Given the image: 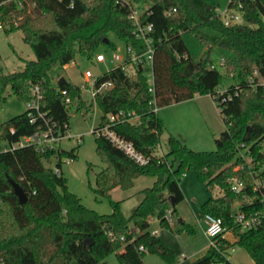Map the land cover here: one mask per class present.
<instances>
[{
    "label": "trees",
    "instance_id": "16d2710c",
    "mask_svg": "<svg viewBox=\"0 0 264 264\" xmlns=\"http://www.w3.org/2000/svg\"><path fill=\"white\" fill-rule=\"evenodd\" d=\"M4 1L0 0V11L9 15V8L2 5ZM35 1L37 14L24 15L8 31L21 29L36 59L25 61L23 69L11 73L0 66V112L6 106L9 87L27 103L34 97L32 88L38 86L42 109L48 112L55 130L64 134L70 126L62 90L79 107L85 106V100L79 85L60 80L59 87L53 85L49 73L52 66L69 64L77 54L92 59L102 45L116 48L112 34L125 43L136 44L130 30L129 3H150L148 20L154 25L156 46L155 93L149 91L142 68L131 78L122 67H117L105 72L98 81L114 80L115 86L97 96L105 115L134 111L141 116L140 124L118 122L114 129L149 161L141 164L107 137L96 136V151L107 166L97 174L94 191L109 198L112 206L110 213H99L69 190L68 179L61 171L62 158L75 159L76 148L42 153L36 145L13 147L42 123V120L31 122L29 108L0 122V144L4 143L0 145V255L7 264H101L112 252H116L120 264H145L148 253L158 254L174 264L177 256L165 240L152 233L151 219L158 220L162 227L175 229L183 237L198 234L195 226L181 218L177 210V204L185 197L180 180L186 169L195 170L208 187L222 189V195L210 197L202 204V211L222 218L236 235L234 241L221 239L218 249L207 248L192 264H233L226 254L236 245L245 248L255 264H264V224L242 230L235 223L232 209L236 198L247 213L263 209L260 191L254 189V177L264 181V85H253L249 79L255 70L264 76V0H241L239 9L246 23L231 25L224 23L215 7L208 8L205 0ZM11 5L16 7L14 3ZM237 5L229 3V7ZM202 27L219 32L222 39L218 45L235 54V61L226 62L225 68L239 81L222 95H217V87L223 73L212 68L214 47L200 37L209 45L194 58L183 38L184 33L194 34ZM196 94L212 95L222 114L225 129L215 139L216 149L197 151L170 135L168 152L155 155L166 127L153 111L154 98L161 108ZM92 107L93 102H89L87 108ZM240 150L251 154L253 164L240 155ZM55 154L58 171L44 164L45 158ZM8 176L27 192L25 204L20 203ZM139 176H153L155 181L141 190L143 198L127 217L121 201L112 199L110 191L115 187H133ZM232 177L244 182L239 193L231 188ZM245 197L253 198V202L246 204ZM168 211L172 213L173 225L167 220ZM85 239L92 241L90 246L84 243Z\"/></svg>",
    "mask_w": 264,
    "mask_h": 264
},
{
    "label": "rangeland",
    "instance_id": "374dc122",
    "mask_svg": "<svg viewBox=\"0 0 264 264\" xmlns=\"http://www.w3.org/2000/svg\"><path fill=\"white\" fill-rule=\"evenodd\" d=\"M205 1L209 6L217 9L223 20L228 18L225 12L229 0ZM13 3L16 7L10 6L9 15H5L4 12L0 11V19L3 23V26L0 27V66L3 67L6 73L19 71L24 68L25 61L36 59L32 46L23 39V31L21 29L8 30L12 26H17L24 15L35 16L37 10L31 3L24 4V8H20L16 1ZM146 4L150 5V3ZM19 12L21 13L19 14ZM235 14L237 15V19L234 20L236 23H246L240 12L235 11ZM110 37L117 48L113 49L102 45L98 50L105 51L107 55H110L113 50L121 55L125 54L126 47L124 42L113 34ZM200 37L207 39L214 47L212 54L215 59L214 63L218 65V61L222 57L225 58L226 62L235 61L234 52L223 49L218 45L220 39H222L221 34L209 27H202L194 34L190 32L183 34L189 52L194 58H198L206 51L209 45L206 41L201 40ZM92 59L77 54L74 63H70L67 67L59 63L54 64L49 72L53 85L59 87L61 77H64L68 82L81 85L85 80L83 73L86 70H91L96 75L104 73L106 67ZM111 66L112 64L108 62V67ZM218 69L223 73V80L217 87V91H225L230 85L239 81V77L236 78L235 74L232 75V73L226 72L225 67H218ZM82 94L85 106L79 107L78 102H74L68 107L70 128L60 142L61 149L71 150L76 148L77 157L75 159L63 157L61 171L68 179L69 190L77 194L85 206L99 213H110L112 206L109 198L98 196L94 191L97 174L107 166L106 162L100 158L96 151V135L92 132L93 127L101 119L102 110L99 105H94L91 109H88L90 94L87 91L82 92ZM6 97V106L0 112V122H5L27 110V103L21 101L10 87L6 91ZM204 100L203 103L208 104L209 107L206 117L202 115L195 101L185 100L160 108V115H164L166 118V129L161 135L160 150L164 153L168 152L167 142L170 135L180 138L188 147L197 151H212L216 149V136L209 129L210 122L213 125L216 123L218 127L222 128H225V124L220 114L215 109H211V101L209 99ZM0 145H4V143L2 142ZM57 162L58 157L56 154L44 159V164L54 169L57 167ZM154 179L155 177L153 176H139L135 180L134 186L129 189L113 188L110 191V197L121 201L122 210L128 217L136 207L139 199H141L140 197H142L141 190L152 186ZM180 187L185 197L177 204V210L181 218L195 226L198 234L194 237H183L175 229L162 227L157 220L153 221L154 218L151 223V230L158 229L157 235L165 240L174 251L177 256L174 264H192V261L202 256L208 248V240L198 223L199 217L203 215L202 204L210 197L222 195L223 191L218 186L208 187L193 169L185 170L180 180ZM240 203V199H234L232 203L233 211L238 210ZM170 223L173 225V221ZM227 236L231 240H235V236L231 234H227ZM229 253V259L233 264H255V261L243 247L236 245L233 251L230 248ZM182 254H185L186 257L180 259ZM144 262L145 264H169L158 254L151 253L145 256ZM101 264H120L116 252L107 255Z\"/></svg>",
    "mask_w": 264,
    "mask_h": 264
},
{
    "label": "built area",
    "instance_id": "2783aa9c",
    "mask_svg": "<svg viewBox=\"0 0 264 264\" xmlns=\"http://www.w3.org/2000/svg\"><path fill=\"white\" fill-rule=\"evenodd\" d=\"M14 1L17 2V5L20 8H24V4L31 3L33 6H36L35 0H6L2 3L5 7H8L10 10L11 3ZM237 3L236 7H229V3ZM225 15H228V18L224 20L226 25H231L236 23L234 20L237 19V15L235 11L240 12V7L242 6L241 0H229ZM129 14L128 18L131 22V33L136 39V44L132 43H125V54L121 55L113 50L110 55H107L105 51H97L92 60H95L98 63L103 64L106 68L105 72H109L112 69L117 67H122L124 72L131 78L136 77L138 70L140 68L143 69L145 76L149 82V91L153 94L155 93V75H154V60H155V53H156V46L154 44L153 38V31L154 25L152 22L148 20V15L150 14L149 7L150 5L146 3L142 4H130L129 3ZM217 10V9H216ZM235 10V11H234ZM234 11V12H233ZM4 12V11H2ZM229 12V13H228ZM10 13V12H9ZM221 15V14H220ZM242 15V14H241ZM222 17V16H221ZM3 26L2 20L0 19V27ZM117 48V47H116ZM113 48V49H116ZM108 62L112 64L111 67H108ZM71 63H74L71 62ZM226 60L222 57L218 61V65L216 63L212 64V68L218 67H225ZM68 64L64 65L67 67ZM104 72V73H105ZM96 75L91 70H86L83 73L84 82L79 85L82 92L87 91L90 94V102H93L94 105H98L97 103V96L106 92L107 90L111 89L115 86L114 80H107L98 82L99 78L104 74ZM233 75V72H231ZM257 77V81L255 80ZM249 81L253 85H264V76H261L257 70L254 71V75L250 77ZM226 91V90H225ZM225 91H217V95H222ZM33 98L29 102H27V108L31 109V122H37L38 120H42V123L39 124V129L36 130L33 134L23 137L18 143H15L13 147L22 146V145H36L39 152L46 153L49 150L58 151L60 149V142L66 136L65 133H61L58 130H55V124L51 123V118L48 117V112L42 109V95L40 93V89L38 86H34L32 88ZM62 94L65 96L63 97L64 104L69 107L74 101L66 95V90H62ZM213 97V96H212ZM214 99V97H213ZM226 97L222 98L225 100ZM154 108L153 111L158 113L160 107L156 104V100L154 98ZM215 102V101H214ZM118 122H129L131 124H140L141 123V116L136 114L134 111L125 112H111L108 114L101 115V119L98 124H96L92 132L96 136H105L110 139L116 146L123 149L130 157L135 159L137 162L141 164H145L149 161V157L144 156L140 152L136 150L134 145L121 137L114 129V125ZM67 125V124H66ZM160 145H158L155 155L163 156L164 152L159 149ZM240 155L250 164H253V158L249 152L245 150H240ZM56 171L59 169L56 167ZM253 170V174H254ZM255 176V175H254ZM254 189L260 191V200L263 203V209L261 211H256L253 213H247L243 209H241V203L238 207L237 211H233V216L236 224H239L242 230H247L250 228L258 227L264 224V181L260 180L256 176ZM231 188L234 192L239 193L241 189L244 187V182L240 180L238 177H232L230 179ZM246 204H250L253 202V198L245 197L243 200ZM167 220L172 222V213L171 211L167 212ZM199 225L203 229V233L208 240V248L214 247L219 248V244L221 239L231 240L227 234L236 235L233 232V229L226 226L224 221L220 217H216L212 214H203L198 219ZM153 234H157V230L152 231ZM109 236L113 237V233L109 232ZM123 239V237H122ZM143 249V246L140 247ZM235 247H232L231 250L233 251ZM230 250V249H229ZM227 258H230V253L226 254ZM186 255L182 254L180 259L185 258ZM0 264H7L6 260L2 255H0Z\"/></svg>",
    "mask_w": 264,
    "mask_h": 264
},
{
    "label": "crops",
    "instance_id": "0c3cea01",
    "mask_svg": "<svg viewBox=\"0 0 264 264\" xmlns=\"http://www.w3.org/2000/svg\"><path fill=\"white\" fill-rule=\"evenodd\" d=\"M70 64V63H69ZM68 64V65H69ZM204 99H209L210 101H211V104H212V107H211V109H215V111L217 112V113H219L220 114V116L222 117V114H221V112H220V109L216 106V103L214 102V99H213V97H212V95H210V94H205V95H201V94H196L193 98H191V99H189V100H186V101H195L196 103H197V105H198V107H199V110L201 111V113H202V115L204 116L205 115V117L207 116V114H208V110H209V107H208V104H205V103H203L205 100ZM212 111V110H211ZM158 115L163 119V121H164V124L166 125V118L164 117V115H160V113L158 112ZM222 119H223V117H222ZM210 122V121H209ZM167 128H169V127H167ZM209 129H210V131H212L214 134H215V139L219 136V134L221 133V131H223L225 128H222V127H218L217 126V124L216 123H214V125H213V123H211L210 122V126H209ZM135 180H137V178L135 179ZM154 181H155V179H154ZM141 199L143 198V194H142V197H140ZM141 199H139V202L141 201ZM139 202L137 203V205L139 204ZM136 205V206H137ZM153 219H151V223L153 222V221H155L156 219H154L153 221H152ZM158 221V220H157ZM159 222V221H158ZM154 230H157V234H158V229H154ZM153 231V230H152ZM156 234V235H157ZM121 251H123V249L121 250Z\"/></svg>",
    "mask_w": 264,
    "mask_h": 264
},
{
    "label": "water",
    "instance_id": "95a60500",
    "mask_svg": "<svg viewBox=\"0 0 264 264\" xmlns=\"http://www.w3.org/2000/svg\"><path fill=\"white\" fill-rule=\"evenodd\" d=\"M208 8H210V6H208ZM104 41L107 43L108 39H105ZM60 81L63 83H68V81L64 77H61ZM8 181L12 185L13 191L17 195L20 203L25 204L28 201V194L25 191V189L17 181L12 179L10 176H8ZM170 199L173 203H175L174 196L170 195ZM84 243L90 246L92 241L90 239H85Z\"/></svg>",
    "mask_w": 264,
    "mask_h": 264
}]
</instances>
